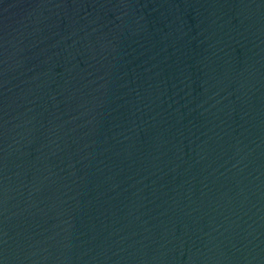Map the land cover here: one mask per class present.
I'll use <instances>...</instances> for the list:
<instances>
[{
  "label": "water",
  "instance_id": "obj_1",
  "mask_svg": "<svg viewBox=\"0 0 264 264\" xmlns=\"http://www.w3.org/2000/svg\"><path fill=\"white\" fill-rule=\"evenodd\" d=\"M0 264H264V0H0Z\"/></svg>",
  "mask_w": 264,
  "mask_h": 264
}]
</instances>
